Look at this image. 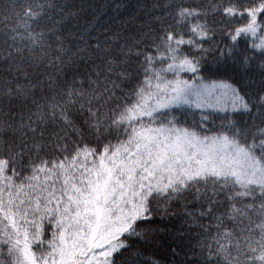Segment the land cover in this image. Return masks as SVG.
<instances>
[{
  "label": "snow or ice",
  "instance_id": "snow-or-ice-1",
  "mask_svg": "<svg viewBox=\"0 0 264 264\" xmlns=\"http://www.w3.org/2000/svg\"><path fill=\"white\" fill-rule=\"evenodd\" d=\"M0 264H264V0H0Z\"/></svg>",
  "mask_w": 264,
  "mask_h": 264
}]
</instances>
